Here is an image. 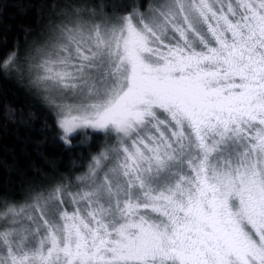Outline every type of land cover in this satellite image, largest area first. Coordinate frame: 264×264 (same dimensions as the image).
Listing matches in <instances>:
<instances>
[{
    "label": "snow or ice",
    "instance_id": "obj_1",
    "mask_svg": "<svg viewBox=\"0 0 264 264\" xmlns=\"http://www.w3.org/2000/svg\"><path fill=\"white\" fill-rule=\"evenodd\" d=\"M39 16L0 76L46 109L40 155L73 159L0 190V264H264V0H46Z\"/></svg>",
    "mask_w": 264,
    "mask_h": 264
},
{
    "label": "trees",
    "instance_id": "obj_2",
    "mask_svg": "<svg viewBox=\"0 0 264 264\" xmlns=\"http://www.w3.org/2000/svg\"><path fill=\"white\" fill-rule=\"evenodd\" d=\"M45 2L46 0H0V3L9 5L0 11V54L7 51L5 45H11L17 39L23 46L25 28L38 29L43 23L39 10ZM17 4L24 5L23 10L14 6ZM9 108L23 109L26 119H29L28 113L31 112V126L26 127L12 121L5 124L4 117ZM46 115V109L41 106L24 83L15 78L0 76V148L6 146L12 149L17 158L15 167L11 166V157L8 159L10 167L7 169L0 164V190L7 188L9 191L18 192L22 187L21 181L26 185L39 180L35 169L50 170L45 157L47 160L55 161L61 172L71 167L73 157L60 153L56 148L42 143L40 148L45 153L43 157L36 149L34 142L43 140L40 129Z\"/></svg>",
    "mask_w": 264,
    "mask_h": 264
}]
</instances>
